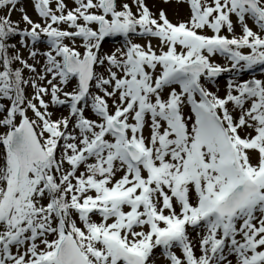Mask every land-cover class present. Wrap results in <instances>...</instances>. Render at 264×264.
I'll list each match as a JSON object with an SVG mask.
<instances>
[{
    "label": "snow or ice",
    "instance_id": "6c2138e0",
    "mask_svg": "<svg viewBox=\"0 0 264 264\" xmlns=\"http://www.w3.org/2000/svg\"><path fill=\"white\" fill-rule=\"evenodd\" d=\"M177 2L0 0V264H264V0Z\"/></svg>",
    "mask_w": 264,
    "mask_h": 264
},
{
    "label": "rangeland",
    "instance_id": "374dc122",
    "mask_svg": "<svg viewBox=\"0 0 264 264\" xmlns=\"http://www.w3.org/2000/svg\"><path fill=\"white\" fill-rule=\"evenodd\" d=\"M68 2L71 6L72 0H68ZM21 3H22V6L25 8L26 12L28 13V15L34 21L39 22L40 17L38 16L36 11L34 10L32 0H21ZM146 3L148 4L150 9L154 13H158L159 10H161V9L164 10L166 12L168 18L173 23H178V22H181V21L186 20L188 18L187 5L183 4V3H178L177 0H168V3H165L164 0H146ZM20 6L21 5H18V8ZM134 10H135V8H134ZM11 18L13 21H19L21 18V13L18 10L14 11L12 13ZM249 26L253 27V30L258 31V29L255 27V25L252 21H249ZM20 27L24 28V27H26V25L21 23ZM208 34H211V32L209 31ZM222 34L230 35L226 31ZM236 34L237 35L241 34L240 28L238 26L236 27ZM17 39H19V38H17ZM134 42L141 43V44L146 43L145 40L138 39V38H134ZM152 42L154 45L158 44V41H156V40H153ZM124 43H125L124 37H122V36L109 37V38H106V42L103 45V50L106 53H111V52L115 51L116 48L122 47L124 45ZM39 46H40L41 50H46L47 46L44 42H41ZM22 51H23V54L25 55V57H27V51L26 50H22ZM245 51H247V50H245ZM214 60L216 63H219L221 65H227L228 64V62L225 60V58L220 57V56L215 57ZM231 75L232 74L228 73V74H224L223 76L218 78L217 84H218V87L220 89V94L224 93L227 80L231 78ZM252 76H255L256 78L264 79V66H257L254 70L242 74L241 78L242 79H248V78H251ZM27 91L30 93L31 89H28ZM0 102H2V101H0ZM53 110L55 111V115L53 116V119H56L60 116H66L68 114L67 106L62 107V108L53 109ZM29 115L31 116L32 113L29 112ZM88 115H92V114L89 112ZM0 151H3L2 146H0ZM93 218L95 220L100 219L98 216L93 217ZM192 237H193V239H196V233L195 232H192ZM155 251L157 253L155 264H167L166 260L162 256L159 255L160 249H156ZM176 251H177V254L180 255L179 249H176Z\"/></svg>",
    "mask_w": 264,
    "mask_h": 264
}]
</instances>
